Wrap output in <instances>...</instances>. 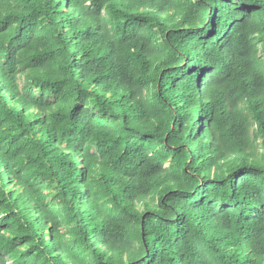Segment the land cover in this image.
<instances>
[{
    "label": "trees",
    "instance_id": "trees-1",
    "mask_svg": "<svg viewBox=\"0 0 264 264\" xmlns=\"http://www.w3.org/2000/svg\"><path fill=\"white\" fill-rule=\"evenodd\" d=\"M0 264H264V0H0Z\"/></svg>",
    "mask_w": 264,
    "mask_h": 264
}]
</instances>
